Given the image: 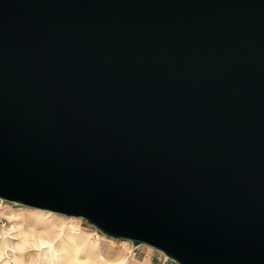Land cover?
<instances>
[{
    "label": "water",
    "instance_id": "obj_1",
    "mask_svg": "<svg viewBox=\"0 0 264 264\" xmlns=\"http://www.w3.org/2000/svg\"><path fill=\"white\" fill-rule=\"evenodd\" d=\"M0 198L264 264V0H0Z\"/></svg>",
    "mask_w": 264,
    "mask_h": 264
},
{
    "label": "bare ground",
    "instance_id": "obj_2",
    "mask_svg": "<svg viewBox=\"0 0 264 264\" xmlns=\"http://www.w3.org/2000/svg\"><path fill=\"white\" fill-rule=\"evenodd\" d=\"M28 213L29 219L25 221L27 230L18 231L12 225L9 229L10 232L2 237V243L6 248L4 254L14 263L17 261V253L24 246L30 244V239L27 236L29 230L39 227L40 235L31 244L39 252L41 264H56L57 262L61 264H129L125 259L117 257L114 260H107L100 243L91 240L90 234L82 232L77 227L74 217H71L69 223L66 224L61 218L52 217L47 214L49 212L43 210ZM8 218L12 220L15 216ZM56 222H60V224L58 225ZM112 245L113 243L108 244L110 250L113 248ZM141 246L152 249L145 243H142ZM3 264H10V261H4Z\"/></svg>",
    "mask_w": 264,
    "mask_h": 264
},
{
    "label": "rangeland",
    "instance_id": "obj_3",
    "mask_svg": "<svg viewBox=\"0 0 264 264\" xmlns=\"http://www.w3.org/2000/svg\"><path fill=\"white\" fill-rule=\"evenodd\" d=\"M36 210L43 209L28 207L18 202H10L0 198V264H3L4 261H10V264H41L40 258L38 256L39 252L36 251V249L31 244L32 242L36 241L40 235L38 233L40 230L39 227L36 229L34 228V230L30 229L29 232L27 231L30 244L24 246L23 249L17 253L16 263H14L12 260H9L5 256L4 252L6 251V248L2 243V237H4L6 233L10 232L9 229L12 225H14L18 231H23V229L27 230L28 228L25 225V221L29 219L28 212H33ZM43 211L49 212L47 214L52 217L61 218L66 222V224L71 220V216H66L48 210ZM10 216H15V218L9 220L8 217ZM74 218L77 227L82 232L90 234L91 240L100 243V246L104 252V256L107 260H114L117 257L125 259L129 264H178L176 261L169 258L164 252L152 246V249H149L146 246H141L142 243L137 244L134 241L110 237L90 224L87 220L80 217ZM56 223L58 225L60 224V222ZM109 243H113L112 250H110L108 247ZM2 259L4 260L2 261ZM56 264L61 263L57 262Z\"/></svg>",
    "mask_w": 264,
    "mask_h": 264
}]
</instances>
